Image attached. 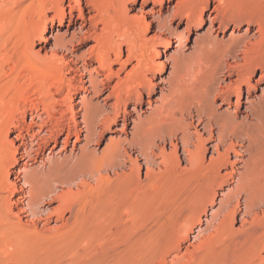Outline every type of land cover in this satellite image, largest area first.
I'll return each mask as SVG.
<instances>
[{"label":"bare ground","instance_id":"bare-ground-1","mask_svg":"<svg viewBox=\"0 0 264 264\" xmlns=\"http://www.w3.org/2000/svg\"><path fill=\"white\" fill-rule=\"evenodd\" d=\"M17 1L0 0V264H164L169 255L170 264H233L237 245L261 231L253 251L259 258L264 87L256 96L251 78L259 69L257 81L264 79V0H213L210 24L218 16L221 27L245 21L244 33L200 37L189 55L172 56L170 73L179 63L178 73L156 106L147 103L143 118L128 116L127 103L142 99L140 88L150 83L146 71L162 68L154 60L155 41L167 46L177 37L180 45L181 33L165 27L157 13L156 31L145 37L149 22L127 11L134 0H28L20 8ZM209 3L177 0L171 12L189 27L201 22ZM65 17L63 34H46ZM76 36L93 39L83 60L68 48ZM49 38V54L40 55ZM187 78L190 84L180 90ZM107 88L103 104L87 96ZM108 131L119 134L96 153ZM224 183L231 186L218 207L197 227L192 248L179 254Z\"/></svg>","mask_w":264,"mask_h":264},{"label":"rangeland","instance_id":"rangeland-1","mask_svg":"<svg viewBox=\"0 0 264 264\" xmlns=\"http://www.w3.org/2000/svg\"><path fill=\"white\" fill-rule=\"evenodd\" d=\"M27 1L28 0H19V1H17L18 6L16 4L15 7L20 8V6L25 5L27 3ZM175 1H177V0H165L164 4L162 6H160L158 4H154L151 0H147L145 2H142L141 0H134L131 3L130 2L127 3V6H128L127 11L131 17L138 19V20L145 19L147 22H149V26H148L145 34H144L145 37L151 36L156 31L155 24H156V18L158 16L157 13L160 14L159 19H160L161 23L164 22L162 24L165 27H168L175 32H179L184 36L181 40L180 45L178 44L179 40L177 37H172L170 44H168L167 46H163L159 39H157L155 41L154 44H155L156 48L159 49V54L154 55V60H155V62H158V60L161 61V63L163 65L161 68V65L154 64V66L151 70L146 71V75H147V77H149L150 83H149V87L143 86L140 88V92L142 93V99L140 100V102H138V104H135L134 100L128 101L125 113L132 118H136V116L138 114H140L141 118H143L144 116L147 115V111H145V110H147L146 106L148 105L147 104L148 102H150L152 104V106H156L160 101L161 94H168V90H169L168 79L170 77H175L176 74L178 73L179 68H180V65L178 63L176 65L175 74H173L174 72L172 74L170 73V70L174 71L173 65L175 64L172 56L179 58L181 54L182 55H189L192 52V47L194 46L193 42L197 38L205 37V36L209 35L212 37L216 36V38L220 39V40H226L229 37L230 32L233 31L232 33L234 35H241L244 33V29L247 27V23L245 21H242L240 23H234L232 21H227V20L224 21L225 22L224 27H221L218 23L219 20L221 19V17H219V16L217 18L213 19V23L210 24V22H209L210 20L208 19V15L210 14V17H213L216 14V11L212 10L213 3H215V1H213V0H210L209 5L204 9V11L202 13L201 22L194 21V22L190 23L189 27H186V20L184 19V17L180 16V14L173 16V12H171V10H172L171 7H173ZM20 3H22L23 5ZM150 12H154L155 17H151ZM154 18H155V20H154ZM248 27H250V32H249V35H250L256 29V24L252 23ZM66 29H67V17L64 18V20L62 21V23L60 25H57V21H54L52 27H50V29L49 28L46 29V34L49 35L50 32H52V34H54L55 32L58 34H63ZM71 30H72V28H70V30L66 32V38H68L67 33L70 32ZM165 35H166V33L164 32V34H162V36H165ZM52 41H53L52 38H49L46 40L44 47L39 50L40 55H42L44 52H47V54H49ZM92 42H93V39L91 37H84V38L80 39L78 36H76V39L73 43L74 47L72 48L71 45H68V48H69V50L73 51V54H75L76 56H80L79 58L83 60L85 49L87 48V46L92 44ZM38 47L39 46L36 45L33 47V49L36 50ZM213 52L214 51H212V54H213L212 56H216L217 54L215 52H214L215 53L214 54ZM71 58H72V56H69V54H67L66 60L68 61ZM123 58H124V56H123ZM80 59H78L77 65H80V62L82 61ZM133 63H134V60H132L131 63H128L123 70L118 71V77L124 76L125 72L130 68V66ZM95 64L96 63H95V61H93V59L90 61L89 60L86 61V67L88 69L92 68ZM113 66L116 67L118 65L113 64ZM75 73L77 75L80 74V72H78V71H75ZM259 74H260V70L256 69L252 75V78H251L252 83L258 84V89L256 88L253 90V93L256 96H258L261 93V88L264 87V79L262 80V82L257 81ZM84 76H85L84 78L86 79L87 78L86 75H84ZM189 79H191V78H187L185 83L182 86H179L178 88L180 90L183 89V86L185 87V85L187 84L186 82ZM116 80H117L116 76L112 77L109 84L112 85L114 83V81H116ZM188 84H190V80L188 81ZM108 89L109 88H107L104 92H102V94H100L99 97H95L91 92L87 93L88 94L87 96L91 97L93 102L103 104V102L101 101V98L108 91ZM243 95L244 96L246 95L245 91H244ZM78 99H79V97H76V100H78ZM233 99H234V96H232V100ZM112 101H113V98L110 99L108 104L111 103ZM78 106L79 105H77L76 107H78ZM132 106L135 107L134 108L135 110L134 109L131 110ZM104 108H106L108 110L110 109L109 106H107V105L104 106ZM121 114L123 115V112ZM122 115H120L118 118V121H117L118 123L116 125V128H120L119 124H120V122H122L121 121ZM130 128H131V123L128 124L127 130H129ZM115 134L118 135L119 132L108 131V132L104 133L100 143L95 145V147H94V148H96L95 149L96 153H98L101 150V148L105 145L108 137L111 135H115ZM125 134H127V133H123V135L121 137H123ZM128 136H129V134H128ZM71 139H73V137ZM70 146H71V143H70ZM166 148L169 149V145H167ZM45 150H47V149H45ZM210 151H211V149H208L205 151L204 156H206V158H208V156L210 155ZM230 158H231V160H233L236 157H233V154H231ZM139 162L141 163V160ZM222 170H224V169L222 168ZM144 171H145V166L143 164L140 166V175L142 177H143ZM230 186H231L230 183H224L221 187H216L214 203L207 205L206 213H201L202 221H200L199 223H195L193 225V230L190 232V234H191L190 237L181 242V245H180L181 247H180V250L178 252L179 254H183L185 251V247H187V246L190 249L192 248V245L190 244V242L193 241V236L196 234L195 232H196L197 227L198 226H200L201 228L204 227L203 219H208L210 217L211 212H213V210L218 207L219 199H221V197H222L220 194L224 193L226 191V189L229 188ZM240 214H241V210H238L234 216V220L232 222V225L234 228H236L240 225ZM257 233L252 239L247 240L246 241L247 243L246 242L243 243L244 245L243 244L237 245L236 249L238 251V255H239L238 257L239 258L237 260H235L234 261L235 263H233V264H247L248 262H251L252 264H255V263L256 264H264V247H263L264 241L260 242L261 244H260V246H258L259 247L258 250L260 252V257H259L260 259L256 258L255 255L253 254L254 248H256V246L258 245L257 240H259V238L261 236L260 235L261 231L260 232L257 231ZM254 245H256V246H254ZM247 252H248V254H247ZM252 254L255 257V259L252 256ZM171 258H172V255L167 256L166 261H165L166 263H164V264H170Z\"/></svg>","mask_w":264,"mask_h":264}]
</instances>
